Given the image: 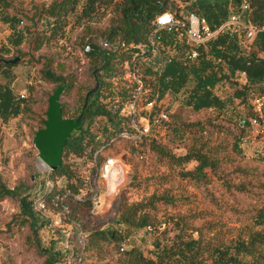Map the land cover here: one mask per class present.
Listing matches in <instances>:
<instances>
[{"label": "trees", "instance_id": "16d2710c", "mask_svg": "<svg viewBox=\"0 0 264 264\" xmlns=\"http://www.w3.org/2000/svg\"><path fill=\"white\" fill-rule=\"evenodd\" d=\"M243 4H247L244 10ZM195 9V0H51L39 5L32 3L30 7L24 6L22 0H0V21L11 29L7 42L12 51L6 57L2 51L8 49L0 47V76L4 78L0 80V119L7 122L23 114L36 125L32 142L36 141L39 154L50 164L47 165L50 167L46 172L48 178L54 182L59 179V184L55 183L43 195L44 205L46 210L58 216L61 224L70 225V235L61 234L60 238L75 246L70 253L71 259L62 264H80L88 251H99L102 244H114L122 255L118 264H264V230L250 232L247 239L240 237L227 244L210 246L188 234L185 231L187 225L175 221L179 232L167 243L156 236L157 226L151 214L162 199L156 193L130 204H123L121 200L114 221L107 224L97 221L99 225L89 222L93 218L90 201L72 196L83 188L82 182L76 179L72 157L91 155L103 145V154L99 155L102 160L113 155L110 149L120 148L115 146L120 142L129 147L130 157L135 155L142 159L140 146L147 143L174 164L195 161L192 169L180 170L179 174L196 183L209 182L217 174L219 160L212 156L213 148L203 149L205 142L177 157L156 148L152 134L161 125L168 128L170 124L167 119L157 120V106L149 114L150 132L139 144L119 135L120 132H134L128 117L120 115L129 94L125 81L117 77L123 63L128 60L129 67L131 63L130 50H125L121 43L143 40L151 31L155 17L164 11H171L184 21L186 14L195 13ZM227 10L225 19L231 13H238L244 23L258 28L255 37L247 43V49L244 48L243 30L238 33L224 30L198 49L195 60L185 62L179 30H161L158 53L139 61L137 66L141 76L153 88L150 97L156 95L161 101L164 96H169L167 106L177 102L194 111L212 110L216 117L236 124L240 133L234 136L231 149L239 152V143L245 137L252 114L251 97L264 86V0H228ZM210 11L213 17L207 18L210 25L225 20L217 19L215 12ZM71 18L73 25L79 26L80 30L68 43L80 52L86 66L79 63L74 67L72 61L58 60L49 50L43 49L53 40L66 38ZM15 57L18 60L11 63L9 60ZM17 63L39 67V78L51 86L42 102H36L32 95L23 99L14 90L12 67ZM225 82L230 83L233 91L221 96L216 90ZM96 84L97 88L93 90ZM28 89L32 94V87ZM235 99L242 105V113L236 112ZM163 108L165 111L164 105ZM228 109L230 113L226 116ZM146 113L144 110L142 114ZM78 116L77 125L70 128ZM210 125L209 120L196 121L173 127V130L192 134H210L219 130L218 125ZM112 137L116 138L109 143ZM200 140L199 135L196 142ZM57 152L60 153L59 163L55 165ZM36 177L34 175V179ZM127 180V184L134 183L133 176ZM32 183L7 188L0 181V197L18 200V217L28 229L27 248L42 257L41 264H57L67 253L41 244L38 230L51 220L47 216L40 219V211L34 206L38 183ZM163 200L167 203L174 201L171 198ZM254 220L257 224H264V202L256 209ZM15 221L9 222L7 228ZM138 229H145L154 237L149 257L134 244L127 248L123 246L130 233ZM80 231H83L84 239H80ZM56 232L59 233L58 229Z\"/></svg>", "mask_w": 264, "mask_h": 264}, {"label": "rangeland", "instance_id": "374dc122", "mask_svg": "<svg viewBox=\"0 0 264 264\" xmlns=\"http://www.w3.org/2000/svg\"><path fill=\"white\" fill-rule=\"evenodd\" d=\"M49 1L51 0H22V3L30 7L32 3L39 5ZM178 3L182 5L181 2ZM227 6L228 0H195L194 12L207 19L213 18L210 11L212 9L217 19L224 20L229 12ZM70 20L66 28V38L53 40L43 49L49 50L58 60L72 61L74 67L79 63L86 66V60L80 52L68 43L80 30L79 26L73 25L72 18ZM38 69L39 67H30L25 63H17L12 67L15 75L13 88L19 95L24 93L23 99L32 95L36 102H42L45 93L50 90L51 86L39 78ZM0 80L3 81L4 78L0 76ZM229 84H220L217 93L221 96L232 93L233 87ZM29 86L33 89L32 94ZM169 101V96L162 99L165 112L168 113L165 119L170 122L168 128L161 125L158 131L152 134L156 148L177 157L205 142L203 149L213 148L212 156L219 160L217 174L210 178L209 182L196 183L182 178L179 174L180 170L192 169L195 161L174 164L165 154L152 150L147 143L140 146L143 158L138 159L135 155L130 157L128 146L117 143L115 146L120 148L110 150L116 157L123 156L124 184L108 211L96 218H90V224L99 225L97 221L103 224L112 223L118 214L121 200L122 203L130 204L156 193L162 199L151 214L157 226L156 236L163 242H170L173 235L179 232L175 221L180 222V225H187L185 231L188 234L210 246L227 244L240 237L247 239L250 232L263 231L264 224H257L254 215L256 209L264 202V141L247 139L245 143H239L240 151L236 152L231 149L234 136L240 133L236 124L220 116L216 117V112L212 110L194 111L181 107L177 102L167 106ZM233 104L237 113L243 112L237 99ZM228 110L226 116L230 113V109ZM205 120H209L212 127L218 125L219 130L210 134H192L182 130L175 133L173 130V127L181 124ZM35 127V123L23 114L12 117L7 122L0 119V181L7 188H13L20 183L37 182L36 190L39 192L48 181L47 168L43 163L50 164L39 154L36 141L32 142V131ZM246 134L248 129L245 130L244 135ZM199 135L201 140L196 142ZM55 156L56 165L59 163L60 153H55ZM34 175L37 176L35 179ZM131 176L134 177L132 185L127 184V179ZM55 181L58 182L59 179ZM163 198H171L174 201L167 203ZM19 213L17 199L0 197V264H41L42 257L26 246L28 229L20 222ZM47 215L51 221L39 228L40 242L46 248L52 247L63 254L67 253L62 257V262L57 264L68 263L66 259H71L70 253L75 246L61 240L60 235L69 236L70 225L61 224L58 216L51 211L47 210ZM14 219L15 223L7 228V224ZM40 219L44 220V216H40ZM57 229L59 233L56 232ZM153 238L145 229H138L130 233L126 245L123 246L127 248L134 244L149 257L153 249ZM99 247V251H88L80 264H118L122 255L117 252L114 244H102Z\"/></svg>", "mask_w": 264, "mask_h": 264}, {"label": "built area", "instance_id": "2783aa9c", "mask_svg": "<svg viewBox=\"0 0 264 264\" xmlns=\"http://www.w3.org/2000/svg\"><path fill=\"white\" fill-rule=\"evenodd\" d=\"M246 8L247 4H243L242 10ZM152 25L151 31L145 35L143 40L121 43L125 50H128V52L130 50L131 63L129 67V61L126 60L122 65L120 75L117 77L125 81L129 94L125 107L120 111V115L128 117L134 132L132 134L120 132L119 135L131 139L135 145L139 144L143 137L150 132L149 114L154 106L159 107L157 120L167 118L163 108L165 103L162 100H157L156 95L150 97L153 88L146 78L141 76L137 66L139 61L158 53L161 30H179L182 37L183 59L185 62L195 60L199 53L198 49L224 30H228L230 33H238L243 30L245 49L248 48L247 43L255 37L258 30L257 27L244 23L238 13H231L227 19L212 26L205 17L198 16L193 12L187 13L183 21L171 11H164L155 17ZM20 96L23 97L24 93H20ZM251 108L252 114L248 119V134L243 137V143L247 139L264 141V86L252 95ZM144 110L147 111L146 114H142ZM97 137H100V134ZM115 138L112 137L109 143H112ZM103 147L102 145L93 151L91 155L83 154L72 157L76 179L83 184V188L79 192L73 193L72 196L76 199H88L90 201V213L93 218L101 216L108 211L125 180L122 169L123 156L109 155L100 160L99 155L103 154ZM43 164L47 168L46 172L50 171V167L45 163ZM55 183L59 184V181L54 182L48 178L44 188L37 192L34 206L40 211L41 216H48L43 195ZM80 239H84L83 231H80Z\"/></svg>", "mask_w": 264, "mask_h": 264}, {"label": "crops", "instance_id": "0c3cea01", "mask_svg": "<svg viewBox=\"0 0 264 264\" xmlns=\"http://www.w3.org/2000/svg\"><path fill=\"white\" fill-rule=\"evenodd\" d=\"M11 34V29L9 28L7 23H2L0 21V47L4 46L5 49H8V51H2L4 56H9L11 55L12 51L9 50L10 45L7 42V39L9 35Z\"/></svg>", "mask_w": 264, "mask_h": 264}, {"label": "water", "instance_id": "95a60500", "mask_svg": "<svg viewBox=\"0 0 264 264\" xmlns=\"http://www.w3.org/2000/svg\"><path fill=\"white\" fill-rule=\"evenodd\" d=\"M17 60H18V57H15L14 59H11V60H9V61H10L11 63H14V62L17 61ZM96 88H97V84L95 85V88H94L93 90H95ZM93 90H92V91H93ZM92 91H91V92H92ZM79 119H80V116H78L76 119H74V121L72 122L70 128H74V127L77 125ZM204 264H207V263L204 262Z\"/></svg>", "mask_w": 264, "mask_h": 264}]
</instances>
